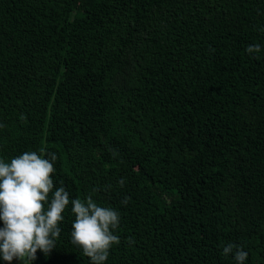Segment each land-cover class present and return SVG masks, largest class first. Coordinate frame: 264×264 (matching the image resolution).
<instances>
[{
  "label": "trees",
  "instance_id": "16d2710c",
  "mask_svg": "<svg viewBox=\"0 0 264 264\" xmlns=\"http://www.w3.org/2000/svg\"><path fill=\"white\" fill-rule=\"evenodd\" d=\"M254 42L264 0H0V156L55 152L58 185L120 211L107 264H234L229 241L264 264ZM70 224L10 264H89Z\"/></svg>",
  "mask_w": 264,
  "mask_h": 264
},
{
  "label": "clouds",
  "instance_id": "9594fccd",
  "mask_svg": "<svg viewBox=\"0 0 264 264\" xmlns=\"http://www.w3.org/2000/svg\"><path fill=\"white\" fill-rule=\"evenodd\" d=\"M245 51L259 55L258 42ZM55 152L28 150L5 158L0 156V261L14 259L33 262L37 250L48 256L56 247L66 217H71L70 240L89 264H107L111 249L118 245L120 211L95 198L97 189L87 195H72L55 182ZM123 186V180L118 181ZM222 254L234 264H245L249 252L235 242L222 245Z\"/></svg>",
  "mask_w": 264,
  "mask_h": 264
}]
</instances>
